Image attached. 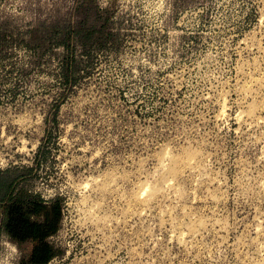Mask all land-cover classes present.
Listing matches in <instances>:
<instances>
[{
	"label": "rangeland",
	"instance_id": "1",
	"mask_svg": "<svg viewBox=\"0 0 264 264\" xmlns=\"http://www.w3.org/2000/svg\"><path fill=\"white\" fill-rule=\"evenodd\" d=\"M97 1L122 40L78 53L47 137L61 51L23 36L74 0H0V167L43 146L26 184L64 199L50 264H264V0Z\"/></svg>",
	"mask_w": 264,
	"mask_h": 264
},
{
	"label": "trees",
	"instance_id": "2",
	"mask_svg": "<svg viewBox=\"0 0 264 264\" xmlns=\"http://www.w3.org/2000/svg\"><path fill=\"white\" fill-rule=\"evenodd\" d=\"M114 13L113 5L102 7L97 0H74L64 23L26 27L23 41L29 49L39 54L43 50L54 52L56 47L61 51L59 65L63 87L46 116L47 137L61 105L82 78L84 56L78 53L86 51L90 56L93 48L106 49L110 44L121 42L122 33L115 30L113 24ZM42 155L43 146L32 167H0V243L6 239L16 247V264H50L63 256L53 239L62 227L64 199L56 196L46 200L26 184L40 167Z\"/></svg>",
	"mask_w": 264,
	"mask_h": 264
}]
</instances>
